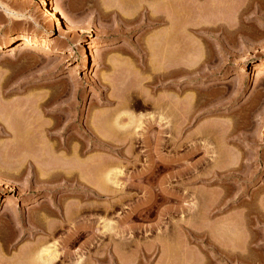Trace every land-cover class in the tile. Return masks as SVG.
Segmentation results:
<instances>
[{
    "label": "rangeland",
    "instance_id": "obj_1",
    "mask_svg": "<svg viewBox=\"0 0 264 264\" xmlns=\"http://www.w3.org/2000/svg\"><path fill=\"white\" fill-rule=\"evenodd\" d=\"M180 1L168 10L172 25L148 19L147 11H167L160 0H48L58 22L40 0H0V34L16 38L0 42V264H43L38 255L49 247L59 254L48 264H264V0ZM32 32L39 44L48 37V47L24 50ZM82 45L90 46L85 60ZM57 121L76 126L54 141L44 129ZM130 135L133 143L124 142ZM66 138L69 149H55ZM200 145H209L207 155ZM187 165L201 178L181 184L177 173ZM105 180L107 191L97 194ZM238 190L241 200L257 195L250 211L212 208L214 196ZM47 203L67 216L79 205V230L72 222L54 228V216L40 222ZM192 203L199 210L188 211ZM254 211L263 221L253 226ZM91 241L99 246L91 250Z\"/></svg>",
    "mask_w": 264,
    "mask_h": 264
},
{
    "label": "bare ground",
    "instance_id": "obj_2",
    "mask_svg": "<svg viewBox=\"0 0 264 264\" xmlns=\"http://www.w3.org/2000/svg\"><path fill=\"white\" fill-rule=\"evenodd\" d=\"M160 2H161V6L160 5H158V7L160 6L161 8H162V6L164 7L163 9H165V10H167V11H165L164 13H163V16L161 15V16H157L156 18H154L152 15L154 14L152 11H153V9L151 10V12L149 11H147V14L149 13V14H151V16L149 15L148 16V19L149 20H151V21H155L156 20V22L157 21H159V20H161V22L162 21H166V20H168V21H173L174 22V20H171V15L169 14V12H168V10L171 8L172 10H173V8L175 7L174 5L178 2V3H180L181 4V1L179 2V0L177 1V0H160ZM160 2H159V4H160ZM41 3V5L43 6V9H40V10H44V15L45 16H47L49 19H52L53 21H55V22H58L59 21V18H58V16H57V13L59 14V12H57L58 10L56 9V7H54L52 4L50 5L49 3H48V0H40V2H39V4ZM52 3V2H51ZM177 3V4H178ZM176 4V5H177ZM40 5V6H41ZM150 6V5H149ZM174 6V7H173ZM146 9V8H145ZM159 9V8H158ZM177 9V8H176ZM147 10H148V8H147ZM155 10V9H154ZM162 11V10H161ZM159 12V11H158ZM40 13H42L41 11H40ZM156 13H157V11H156ZM172 13H174L173 11H172ZM171 13V14H172ZM176 13V12H175ZM42 15H43V13H42ZM155 15V14H154ZM60 16V15H59ZM172 16H173V14H172ZM43 17V16H42ZM121 17V16H120ZM119 17V18H120ZM18 18H19V16H18ZM44 18V17H43ZM42 18V19H43ZM122 18V17H121ZM175 18V17H174ZM176 18H177V16H176ZM20 19H21V17H20ZM46 19V18H45ZM44 19V20H45ZM43 20V21H44ZM48 20V19H47ZM52 20H49L50 22L52 21ZM63 20V19H62ZM123 20V19H122ZM65 21H67L68 23H66L67 25H70V27H71V29H77L78 28V23L77 22H75V20L74 19H71V18H65ZM16 22V21H15ZM45 22H47L46 20H45ZM63 22H64V20H63ZM123 22H125L126 23V21L124 20ZM49 23V22H48ZM53 23V22H52ZM65 23V22H64ZM127 23H128V21H127ZM130 23V22H129ZM128 23V24H129ZM169 23V22H168ZM172 23V22H171ZM170 23V24H171ZM35 24H36V22H35ZM169 24V25H170ZM52 25V24H51ZM172 25H174V23H172ZM36 26V25H35ZM68 27V26H67ZM69 27V28H70ZM171 27H174V26H169V29L167 30L168 32L167 33H169V30H170V28ZM175 28V27H174ZM203 28V30L205 31V30H210V32L211 31H214L215 29H211V28H208V26L205 28V27H202ZM216 28H218V27H216ZM220 28H221V26H219V30H220ZM38 29V28H37ZM201 29V28H200ZM51 31V30H50ZM70 31V30H69ZM77 31H79L78 29H77ZM171 32H170V34L171 33H173L172 32V28H171V30H170ZM199 31H201V30H199ZM71 32V31H70ZM73 33H74V30L72 31ZM75 32H76V30H75ZM203 32V31H202ZM33 33V32H32ZM39 34H41L40 32H39ZM166 33L165 32H163V36L165 35ZM175 34V33H174ZM174 34H172V36H175ZM169 35V34H168ZM168 35L166 34V36H164L163 38H165V37H168ZM37 36H38V33H33L32 35H30V37L28 36L27 38H25V39H23L21 42V46L22 47H24L23 49L24 50H26V49H30V48H32V47H35V46H43V47H48V44H47V42L46 41H48V37H46V36H44L43 37V39H44V41L43 42H41L40 44L37 42ZM168 38H170V37H168ZM158 39H160V38H158ZM16 40V38L13 36V35H1L0 34V42L1 43H4V44H7V43H11V42H13V41H15ZM89 40V39H88ZM164 41H165V39H164ZM20 46V47H21ZM89 46V45H88ZM166 46V45H165ZM90 47V46H89ZM89 47H87V45H82V56H83V58H84V60L87 58V54H89V52L87 53L86 52V49H88L89 50ZM163 47V46H162ZM170 47H172V46H170ZM81 48V47H80ZM20 49V48H19ZM35 50H36V48H35ZM47 50V49H46ZM79 52H80V49H79ZM45 53H46V51H45ZM81 53H80V55H81ZM49 54V53H48ZM60 56H61V54H60ZM83 61V60H82ZM81 62V61H80ZM259 63V62H258ZM84 65V64H83ZM258 65H260V67H261V69L263 70L264 69V61H261ZM178 69V68H177ZM181 70V72H186L185 70H183L182 71V69H180ZM177 71V70H176ZM179 72V71H178ZM191 73V71L189 72V74ZM188 74V73H187ZM182 91V90H181ZM50 101V100H49ZM55 101V100H54ZM52 102V101H51ZM51 102H49L50 104H51V106H52V104H54L53 102L51 103ZM63 101H55V103H57V105L59 104V103H62ZM45 103V102H44ZM48 103V102H47ZM47 103H45L44 104V106L46 107L47 106ZM48 103V104H49ZM74 103V102H73ZM73 103H72V105H73ZM63 104V103H62ZM62 104L60 105V106H62ZM71 104V103H70ZM37 105H38V103H37ZM75 105H76V103H75ZM43 106V105H42ZM50 106V107H51ZM59 106V105H58ZM68 106H69V104H68ZM54 107V106H53ZM53 107H51V108H53ZM55 107H56V104H55ZM55 107L52 109V110H54L55 109ZM72 107V106H71ZM48 108H49V105H48ZM60 108V107H59ZM66 108H68V107H66ZM165 108V107H164ZM42 109V108H41ZM44 109V108H43ZM63 109L64 108H61V111H63ZM51 110V109H50ZM56 110H60V109H56ZM65 111V110H64ZM69 111V110H68ZM172 111V110H171ZM45 112V111H44ZM49 113V114H54V111H46V113ZM173 112V111H172ZM59 113V112H58ZM57 112H56V114H54L56 117L57 116H59V117H62L61 115H59ZM74 113V112H73ZM76 113V112H75ZM74 113V114H75ZM64 114V113H63ZM71 114H69V115H67V117H69ZM73 115V114H72ZM172 115V114H171ZM74 116V115H73ZM64 117H66V115L65 116H63V118ZM66 117V118H67ZM96 117V116H95ZM58 118V117H57ZM65 119V118H64ZM74 119V118H73ZM73 119H71V120H73ZM174 119V118H173ZM172 119V120H173ZM66 120V119H65ZM97 120V119H96ZM163 120V119H162ZM67 121H70V119H68ZM75 121V120H74ZM164 121V120H163ZM70 122H72V121H70ZM165 122H166V120H165ZM175 123V122H174ZM118 124V123H117ZM116 124V125H117ZM169 124V123H168ZM170 125V124H169ZM181 126H182V124H180ZM58 126H59V128H58ZM61 126V127H60ZM75 122L74 123H69L68 122V124H66L65 125V123H64V125L62 124V122H60V121H57V123H55V125H52V127H50V128H45L44 129V133H45V136L49 139H51L52 138V140L54 139V141H55V138H56V136L57 135H59L58 137L60 138V137H62V135H63V133H61V131H63V132H66L68 129H71V128H73V129H75ZM124 126V125H123ZM123 126H120V127H122L121 129H126V127H123ZM139 126V125H138ZM173 126V125H172ZM119 127V128H120ZM140 127V126H139ZM175 127V126H174ZM44 128V127H43ZM59 130V132H56V131H58ZM77 129V128H76ZM82 129V128H81ZM84 129V128H83ZM87 129V128H86ZM205 129V128H204ZM89 129H87L86 131H88ZM42 131V130H41ZM78 131H79V129H78ZM89 131H91V132H89L90 133V137H93V138H95V139H97L98 141L97 142H99V143H103V144H106V145H109V148H111L110 146H113V145H111L110 144V142H108V141H106V138H105V140H103V139H101L99 136H97L95 133H94V131L92 130V129H90ZM107 131V130H106ZM172 131H173V128H172ZM171 131V132H172ZM43 132V131H42ZM77 132V131H76ZM80 132V131H79ZM82 132H83V130H82ZM82 132H80V135H81V133ZM85 132V131H84ZM124 132H126V130L124 131ZM86 133V132H85ZM122 133V132H121ZM127 133V132H126ZM174 133V132H173ZM175 133H176V131H175ZM174 133V134H175ZM69 134V133H68ZM72 134V133H71ZM77 134H78V132H77ZM98 134H99V132H98ZM103 134V133H102ZM119 134V133H118ZM177 134H179V133H177ZM176 134V135H177ZM82 135H84V134H82ZM95 135V136H94ZM107 135V134H106ZM120 135V134H119ZM124 135V134H123ZM122 135V136H123ZM126 135V134H125ZM125 135L123 136V137H125ZM89 136V135H88ZM191 136V135H190ZM77 137H78V135H77ZM80 137V136H79ZM81 137H83V136H81ZM80 137V138H81ZM90 137H88V138H86L87 140H88V143H89V141H91V138ZM130 137H132V135H130L129 137H127L126 139H124V142H126V141H128V142H130V143H133V142H131L132 141V139L130 138ZM178 137V136H177ZM75 138V137H74ZM85 138V137H84ZM92 138V141L94 140ZM47 139V140H48ZM76 139V138H75ZM74 139V140H75ZM122 139V138H121ZM186 139V138H185ZM188 139V138H187ZM207 139V138H206ZM79 140V139H78ZM172 140H174V139H172ZM208 140V139H207ZM57 141V140H56ZM67 141H69V139H63V140H58V144H57V146L55 147V149L57 148V150H60V149H65V150H67V149H69V145H68V142ZM71 141V140H70ZM69 141V142H70ZM80 141V140H79ZM86 141V140H85ZM91 141V143L93 144L92 145V148H93V146H98V147H102L101 145H98V144H96L97 142H92ZM96 141V140H95ZM209 141V140H208ZM74 143V142H73ZM72 143V144H73ZM88 143H85V145L86 144H88ZM123 143V142H122ZM173 143H175V142H173ZM70 144V143H69ZM72 144H71V149L73 150V148L74 149H78V148H76V146H75V144H73L74 145V147H72ZM80 144V143H79ZM83 144V143H82ZM90 144V143H89ZM178 144V143H177ZM205 144V143H204ZM207 144V143H206ZM205 144V145H206ZM130 145V144H129ZM156 145H158L157 143H156ZM205 145H202L203 146V150H200V149H198L197 151H201V152H203L205 155H207V153L209 152V145L206 147ZM81 146V145H80ZM122 146V145H121ZM155 146V145H154ZM184 146V145H183ZM198 146V145H197ZM197 146H196V148L195 147H193L194 149H193V151H191V152H188V153H185L184 155H177V157L175 158V161H174V159H173V162H176V163H179V162H181L183 159H186V158H189L191 155H192V152H194V151H196L195 149H197ZM201 146V145H200ZM199 146V147H200ZM201 146V147H202ZM114 147V146H113ZM113 147H112V149H113ZM180 147V146H179ZM198 147V148H199ZM94 149H96V148H94ZM98 149V148H97ZM100 149V148H99ZM105 149H107V148H104V151H106ZM157 149V148H156ZM80 150V149H79ZM82 150V149H81ZM80 150V151H81ZM84 150H85V147H84ZM92 150V149H91ZM100 150H102V149H100ZM211 150V149H210ZM56 151V150H55ZM62 151H64V150H62ZM70 151V150H69ZM80 151H78L79 152V154L78 155H80ZM97 151V150H96ZM67 152V151H66ZM75 152V151H74ZM107 152V151H106ZM65 153V152H64ZM70 153H71V151H70ZM72 153H73V151H72ZM82 153H83V150H82ZM81 153V154H82ZM85 153H86V151H85ZM109 153V152H108ZM210 153H211V151H210ZM49 154V153H48ZM67 154H69V153H67ZM75 154V153H74ZM95 154V153H94ZM71 155V154H70ZM78 155H75V156H77L78 157ZM65 156V155H64ZM75 156H74V158H75ZM82 156V158H83V156H85L84 155V153L81 155ZM231 156V155H230ZM60 157V156H59ZM72 157H73V154H72ZM93 157V156H92ZM91 157V158H92ZM97 157V156H96ZM99 157H100V155H99ZM102 157V156H101ZM44 158V157H43ZM65 158H67V157H65ZM71 158V157H70ZM69 158V159H70ZM90 158V157H89ZM94 158V157H93ZM92 158V159H93ZM127 158V157H126ZM125 158V159H126ZM230 158V157H229ZM50 159V158H49ZM49 159H47V161L49 160ZM63 159V158H62ZM71 159H73V158H71ZM70 159V160H71ZM77 159V158H76ZM106 159V158H105ZM27 160V159H26ZM44 160H46V159H44ZM51 160V159H50ZM58 160V159H57ZM65 160V159H64ZM69 160V161H70ZM80 160V159H79ZM85 160V159H84ZM90 160V159H89ZM94 160V159H93ZM91 161L90 160V162H95V161ZM98 160V159H97ZM28 161V160H27ZM36 160H34V162H35ZM53 161V160H52ZM59 161V160H58ZM67 161V160H66ZM68 161V162H69ZM100 161V160H99ZM103 161V160H102ZM186 161V160H185ZM25 162V161H24ZM60 162V161H59ZM71 162V161H70ZM73 162V161H72ZM79 162V161H78ZM86 162V161H85ZM87 162H89V161H87ZM89 162V163H90ZM98 162V161H97ZM80 163V162H79ZM82 163V162H81ZM73 164H75V163H73ZM87 164V163H86ZM96 165V164H95ZM49 166H52V165H49ZM75 166H76V164H75ZM78 166V165H77ZM76 166V167H77ZM90 166V165H89ZM91 167V166H90ZM89 167V168H90ZM105 167V166H104ZM107 167V166H106ZM105 167V168H106ZM187 167H188V165H187ZM194 167V166H193ZM213 167V166H212ZM52 168H53V166H52ZM56 168H57V166H56ZM80 168H81V166H80ZM95 168V167H94ZM186 168V167H185ZM195 168V167H194ZM98 169V168H97ZM216 169H217V167H216ZM46 170V169H45ZM185 171H180V172H178L177 173V180L178 181H180V183L181 184H183L182 182H186L187 181V183H188V181H193V180H195L196 178H201V177H199V176H197V175H193V170H192V168H190V167H188V169L186 168V169H184ZM210 170V169H209ZM51 171V170H50ZM73 171H75V170H72V172ZM91 171V170H90ZM94 171V170H93ZM236 171V170H235ZM66 172V171H65ZM110 172V171H109ZM48 173H50V172H48ZM93 173V172H92ZM221 173L222 172H220V171H217V170H215V169H212V171H210V176L211 177H217V178H219L218 179V181L219 182H221L223 179L221 178ZM51 174H52V177H53V179H54V177H55V175L57 174V172H55V174H54V172L52 173L51 172ZM51 174H48V176L49 175H51ZM61 174H63V173H59L58 172V174L57 175H61ZM108 174V173H107ZM105 174L106 176L104 177L103 176V178H106L107 177V179L108 180H110V181H112V182H115V181H113L114 180V177L112 178V173H110V174ZM116 174V173H115ZM223 174V173H222ZM5 175V174H4ZM46 175V174H45ZM54 175V176H53ZM73 175V174H72ZM47 176V177H48ZM205 176H207V175H205ZM52 177H49L48 179H50V178H52ZM59 177V176H58ZM58 177H55V178H58ZM63 178H65L66 179V181H68L69 179H67V177H65V176H62ZM70 177V176H69ZM68 177V178H69ZM78 177V176H77ZM73 179H74V177H72ZM76 178V177H75ZM103 178H101V180H103ZM47 179V178H46ZM38 180L37 182H41V183H46L47 184V182H49L48 180ZM79 179V178H78ZM57 180V179H56ZM72 180V179H71ZM55 181V180H54ZM74 181H77V180H74ZM80 181V180H79ZM78 181V182H79ZM106 181V182H105ZM105 181H102V184L101 183H98L99 185H97V189L96 190H98V191H96L97 192V194H102L104 191H107V190H105V188L107 189V186L109 185H107L106 183H107V180H105ZM89 182H91V180L89 181ZM96 182V181H95ZM104 182V183H103ZM52 183V182H51ZM77 183V182H76ZM81 183V182H80ZM109 183V182H108ZM50 184V183H49ZM78 184V183H77ZM113 184H115V183H113ZM181 184H180V186H181ZM80 185V184H79ZM85 185V184H84ZM91 185H93V184H91ZM106 185V186H105ZM117 185V184H116ZM68 187V186H67ZM9 188V187H8ZM45 188V187H44ZM48 187L46 186V188L45 189H47ZM179 188V187H178ZM237 188V187H236ZM90 189V188H89ZM92 190V189H91ZM183 190V189H182ZM242 190V189H241ZM239 191V190H238ZM235 192V193H232V194H229L228 193V195H226V196H224L225 194H223L221 197L219 196V201H218V199H216V197L214 196L213 197V207L212 208H218L219 206H225L224 207V209L223 210H226L227 208V210H229V208H233L234 206L236 207V205H237V207H238V205H242V206H246L247 207V209H248V207L250 208V209H252L251 207H253V206H255V204H253L254 203V199L255 198H257V195H255L254 197H250L249 198V200L247 199V200H241V198L245 195L244 194V192L242 191V193L240 192ZM102 192V193H101ZM180 192V191H179ZM227 193V192H226ZM105 194V193H104ZM175 195V194H174ZM176 195H177V193H176ZM216 195V194H215ZM162 196V195H161ZM218 196V195H217ZM177 199H178V201H183L185 198H188V197H190V198H192V195H186L185 194V196H183V193L181 194V195H177ZM249 197V196H248ZM218 198V197H217ZM254 198V199H253ZM164 199V198H163ZM216 199V200H215ZM260 200V199H259ZM58 202V201H57ZM259 202V201H258ZM261 202V201H260ZM262 203V202H261ZM62 204V203H61ZM78 204V203H77ZM199 204V203H198ZM263 205V204H262ZM196 206H198V205H196L195 203H192V204H189V206H187V210L188 211H190L191 212V210L192 211H196V210H199V209H197L196 208ZM259 206V205H258ZM261 206V205H260ZM82 207V206H81ZM240 207V206H239ZM63 208L64 207H62L59 203H58V205L57 204H52V205H48V203L46 204V205H44V206H42V208L40 209V210H43V211H41L42 212V214H44V215H41L40 217H41V220H39L40 222H43L44 223V221L46 222V220L48 219V217H50V216H54V217H57L59 220H60V222L59 223H57V225L56 224H53V226L55 225V227L54 228H56V226H57V228L59 229V227H61L62 225V223H70L71 224V222H72V225H73V223L74 222H76L75 220H77V218L79 217V216H81V209L82 208H80L79 207V205H74L72 208H71V210H72V212H70L71 213V215H69V216H67V215H65L66 213H67V210L66 209H64L63 210ZM87 208V207H86ZM199 208V207H198ZM255 208V207H254ZM264 208V207H263ZM89 209H91V208H89ZM88 209V210H89ZM186 209V208H185ZM38 210V209H37ZM85 210H87V209H85ZM95 210V209H94ZM201 210V209H200ZM231 210V209H230ZM249 210V209H248ZM255 210H256V208H255ZM69 211V210H68ZM90 211V210H89ZM92 211H93V209H92ZM250 211V210H249ZM259 211V210H258ZM64 212V213H63ZM69 213V212H68ZM88 213V212H87ZM86 213V214H87ZM92 213V212H91ZM251 213V212H250ZM254 213L256 214V212L254 211ZM35 214H36V211H35ZM249 214V213H248ZM40 215V214H39ZM248 215H246V219L248 218H250L249 216L247 217ZM33 217L34 218H36L35 217V215H33V214H28V216H27V218H25L24 219V221L28 224V225H33L34 223H36V222H33L34 221V219H33ZM261 217H262V215H261ZM13 218V220H15V222H18L19 221V217H17V216H13L12 217ZM80 218V217H79ZM58 219H57V222H58ZM260 218V216L259 215H257L256 214V217H254V218H251V220H248V221H250L249 223H251V225H253V224H257V223H261L260 221L263 219H261ZM229 220V219H228ZM38 221V220H37ZM38 221V222H39ZM92 221V220H91ZM263 221V220H262ZM14 222V223H15ZM20 222V221H19ZM78 222V221H77ZM227 222H230V220L229 221H227ZM42 223V224H43ZM231 223H232V221H231ZM41 224V223H40ZM48 224V223H47ZM65 224V225H66ZM75 225L73 226V228L77 225L76 223H74ZM90 224H91V222H90ZM93 225V224H92ZM92 225H89V226H92ZM77 226H79V225H77ZM254 226V225H253ZM72 227V226H71ZM93 227H94V225H93ZM93 227L91 228V227H87V228H90V229H93ZM107 227H110V226H107ZM54 228H52V229H54ZM50 229V228H49ZM75 229H77V227H75ZM74 229V230H75ZM109 229V228H108ZM73 230V232H75ZM77 230H79V229H77ZM111 230V229H110ZM54 231V230H53ZM48 232V231H47ZM92 232V231H91ZM74 235V234H73ZM73 235H71V236H69L70 237V239H71V237L73 236ZM96 235V234H95ZM93 237V236H92ZM68 238V237H67ZM90 239H92V238H90ZM97 241V240H96ZM65 242H66V240H65ZM64 242V243H65ZM66 243H68V240H67V242ZM109 244V243H108ZM65 245V244H64ZM63 246V245H62ZM66 246H67V244H66ZM89 246H90V249L92 250L94 247L96 248V246H95V244H94V242H92L91 241V243H89ZM99 246V245H98ZM97 246V247H98ZM105 246H107V245H105ZM216 246V245H215ZM65 247V246H64ZM68 247V246H67ZM104 247V246H103ZM94 248V249H95ZM100 248V247H99ZM128 248V247H127ZM67 249V248H66ZM89 249V250H90ZM214 249H217V248H214ZM105 250V249H104ZM116 250V249H115ZM124 250V249H123ZM135 250H137V249H135ZM220 249H217L216 251H219ZM215 251V250H214ZM219 252H223L222 250L221 251H219ZM218 252V253H219ZM224 255L225 254H228V256H230L229 254H231L229 251V253L227 252L226 253V251L224 250ZM234 252V251H233ZM59 254V253H58ZM57 249L54 247V248H48V249H44V251H40V253H39V255H38V257H39V259L40 260H42V262L41 263H45V264H48V263H50V262H52L53 261V259L55 260L56 259V257H57ZM236 254V253H235ZM232 255V254H231ZM234 255V254H233ZM92 256H94L93 254H92ZM226 256V255H225ZM90 257V256H89ZM233 257H236V258H242V256L240 255V254H236V255H234ZM92 258V257H91ZM97 258V257H96ZM106 258V257H105ZM38 259V260H39ZM93 259V258H92ZM95 259V258H94ZM104 259V258H103ZM106 259H108V261H109V258L107 257ZM223 259V258H222ZM105 261V260H104ZM111 261H112V259H111ZM113 262V261H112ZM109 264V263H108Z\"/></svg>",
    "mask_w": 264,
    "mask_h": 264
}]
</instances>
